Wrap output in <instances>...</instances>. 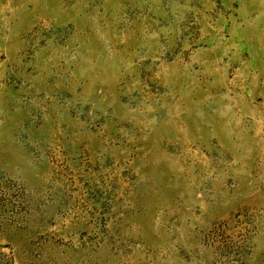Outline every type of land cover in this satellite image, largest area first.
Instances as JSON below:
<instances>
[{
	"label": "rangeland",
	"instance_id": "obj_1",
	"mask_svg": "<svg viewBox=\"0 0 264 264\" xmlns=\"http://www.w3.org/2000/svg\"><path fill=\"white\" fill-rule=\"evenodd\" d=\"M0 264H264V0H0Z\"/></svg>",
	"mask_w": 264,
	"mask_h": 264
}]
</instances>
